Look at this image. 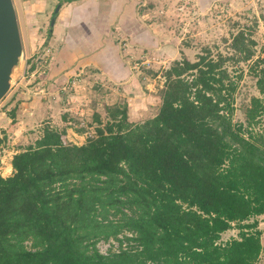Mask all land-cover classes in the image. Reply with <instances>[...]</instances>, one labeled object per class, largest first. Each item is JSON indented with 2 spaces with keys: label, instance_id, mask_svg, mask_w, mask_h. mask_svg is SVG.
<instances>
[{
  "label": "trees",
  "instance_id": "16d2710c",
  "mask_svg": "<svg viewBox=\"0 0 264 264\" xmlns=\"http://www.w3.org/2000/svg\"><path fill=\"white\" fill-rule=\"evenodd\" d=\"M250 42L242 30L233 38L242 59L254 56ZM231 59L210 51L175 59L150 118L134 121L126 102L107 104L108 119L95 113L97 134L85 142L46 126L15 152L12 173L0 174V264H257L264 64L256 60L261 95L235 122ZM234 227L239 236L224 240ZM110 238L119 249L101 252L97 243Z\"/></svg>",
  "mask_w": 264,
  "mask_h": 264
},
{
  "label": "rangeland",
  "instance_id": "374dc122",
  "mask_svg": "<svg viewBox=\"0 0 264 264\" xmlns=\"http://www.w3.org/2000/svg\"><path fill=\"white\" fill-rule=\"evenodd\" d=\"M139 1L148 4L144 15H139L147 26L142 41L138 40V30L132 27L131 31H125L117 23L112 26L113 29L116 26L115 30L108 26L110 30L104 33L107 37L112 36V31L116 35L112 51L104 45L101 51L98 44H102L96 40L79 55L75 47L80 44L75 34H68L69 41L55 43L57 34L50 24L49 13L43 20L30 16L33 12L42 13L43 0H15L24 56L12 89L0 101V136L5 137L0 151L1 175L12 173L13 154L34 143L46 126L65 130L66 141L81 144L88 136L97 134L95 113L104 122L108 119L107 104L126 102L129 117L134 121L154 116L162 103L166 69L175 59L196 60L199 54L208 51L214 56L235 55L236 59L226 63L237 85L233 118L235 122L246 120L251 98L261 95L255 71L259 64H264V0ZM77 29L81 31V26ZM241 30L255 40L249 43L254 51L251 59H242V52L232 47L234 36ZM68 42L75 46L74 52L70 50L72 54H64L62 50L70 48ZM105 51H110L107 57L111 60L106 63L100 57ZM120 58L131 69V79L126 83L118 80L115 83L102 72L103 64L112 71ZM58 72H63L64 77L59 78ZM114 74L116 79L125 76L123 72ZM258 218L264 245V213ZM234 236H239L237 227L223 233L224 240ZM97 245L101 252L107 253L119 249V240L102 239ZM257 264H264V251Z\"/></svg>",
  "mask_w": 264,
  "mask_h": 264
},
{
  "label": "crops",
  "instance_id": "0c3cea01",
  "mask_svg": "<svg viewBox=\"0 0 264 264\" xmlns=\"http://www.w3.org/2000/svg\"><path fill=\"white\" fill-rule=\"evenodd\" d=\"M138 1L139 0H43L45 6L43 5L42 13L33 12L30 16L33 19L37 18L38 20H43L47 18L48 13L50 14V24L53 25L55 34H57L55 43L59 44L63 40L69 41L68 34L70 33L76 35L80 45L75 47L68 42L67 45H69L70 48L62 49L64 54H72V51L74 52V47L78 52L77 54H83L82 50H85V47L88 48L87 46L89 45L91 46V42L95 43L96 40H99L102 44H98V46L102 47L101 51H104L103 45L108 48V50L112 51V49H114L112 45L115 42L114 37H116V35L113 31L112 36L109 37L104 36V33L108 32L113 24L118 23V26L125 31H131L132 27L134 30H138V40L140 41H142L141 38L147 34V26L140 20L135 11ZM59 3L62 5L57 18L53 22L51 20L53 18L51 11L53 12L52 9L55 10ZM30 16H27V19H29ZM78 26H81V31L77 29ZM115 29L116 26L111 30ZM72 30L74 32H72ZM103 42H106V45ZM88 51L89 49L85 52L88 53ZM109 52L105 51V54L102 53L100 55L102 61H105V63L107 60H110L107 57L110 54ZM115 63L116 65L112 67V71L109 70V66L103 64L102 72H105L106 76L115 83H119L118 81L124 83L129 82L131 79V69L126 65V62L120 58L119 63L116 61ZM110 64L112 65L113 63L111 62ZM122 72L125 76L116 79L114 73ZM58 74L59 78L64 77L63 72H58Z\"/></svg>",
  "mask_w": 264,
  "mask_h": 264
},
{
  "label": "water",
  "instance_id": "95a60500",
  "mask_svg": "<svg viewBox=\"0 0 264 264\" xmlns=\"http://www.w3.org/2000/svg\"><path fill=\"white\" fill-rule=\"evenodd\" d=\"M61 4L53 13L58 16ZM24 43L15 0H0V101L10 92L22 67Z\"/></svg>",
  "mask_w": 264,
  "mask_h": 264
}]
</instances>
